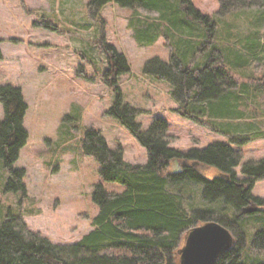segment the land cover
<instances>
[{"label": "rangeland", "instance_id": "1", "mask_svg": "<svg viewBox=\"0 0 264 264\" xmlns=\"http://www.w3.org/2000/svg\"><path fill=\"white\" fill-rule=\"evenodd\" d=\"M191 1L216 26V45H231L249 53L237 38L244 39L245 34L250 36L257 29L250 23L259 13L258 6L245 8L246 12L237 10L239 17L235 19L233 14L219 13L218 0ZM88 2L0 0V85L20 88L27 105L23 126L28 135L13 164L24 169V194L6 190L8 173L0 158V223L9 214L17 215L30 230L62 244L74 243L93 228L91 220L98 211L92 200L95 184L101 183L108 191L123 190L121 184L104 180L99 174L100 164L84 152L82 142L88 129L98 130L109 148L120 147L126 162H147L146 148L107 114L116 97L115 88L123 105L142 111L135 118L142 129L156 118L167 121V139L172 148L185 152L214 141L229 143L242 156L234 167L239 179L246 177L241 171L246 162L264 157L262 93L254 94L250 89L242 93L246 104L238 106L243 112L241 117L201 116L206 125L183 117L175 111L181 105L172 98L170 85L142 74L148 59L169 58L168 36L160 33L150 44L139 43L135 38V30L142 32L145 23L154 20L160 24L161 32L163 26L156 11L142 6L132 10L108 2L92 12ZM234 20L235 25L228 28L227 24ZM102 42L112 45L127 60L129 72L116 77L115 86L104 80L109 63ZM258 42L264 44V21L258 26ZM254 56L247 65L234 67L238 85L264 75V45L257 47ZM3 116L0 103V120ZM231 135L240 140L230 142ZM179 168L180 162L172 161L167 171ZM204 173L212 176L217 170L210 166ZM182 188L185 207L207 209L215 219L226 218L231 222V229H227L233 239L242 238L239 262L264 261V250L251 245L254 231L264 229V203L260 206L255 203L256 210L241 213L222 199L211 202L202 199V185L187 183ZM250 192L264 201V175L254 181ZM205 223L191 224L186 234ZM186 234L180 236L176 245L181 246Z\"/></svg>", "mask_w": 264, "mask_h": 264}, {"label": "trees", "instance_id": "2", "mask_svg": "<svg viewBox=\"0 0 264 264\" xmlns=\"http://www.w3.org/2000/svg\"><path fill=\"white\" fill-rule=\"evenodd\" d=\"M108 2L132 10L142 6L156 11L163 26L161 32L160 24L154 20L145 23L142 32L135 30V38L139 43L150 44L160 33L168 36L169 58L148 59L142 74L170 85L172 98L181 105L175 111L183 117L203 125L207 122L201 116L241 117L243 112L238 106L246 104L243 92L250 89L254 94L264 95V75L238 85L233 74L234 67L247 65L256 58L257 47L264 45L258 42V26L264 21V0H218L219 13L233 14L235 19L239 17L237 10L259 7L258 15L250 23L257 28L249 33L252 37L245 34L244 39L237 38L249 53L231 45H216V26L191 0H89L88 8L97 12ZM234 25L235 20L227 24L230 29ZM102 47L109 63L104 80L115 86L116 77L129 72L127 60L112 45L102 42ZM110 75L114 78L110 79ZM115 91L114 103L107 114L146 148L147 162H126L120 147L109 148L98 130L88 129L82 142L84 152L100 164L99 174L104 180L121 184L123 190L108 191L101 183L94 185L92 200L98 211L91 220L93 228L71 244L54 243L40 232L30 230L19 216L7 215L0 223V264H180L184 239L180 247L176 244L191 224L217 221L229 230L232 226L226 218L215 219L207 209L185 207L182 186L202 185V199L209 202L222 199L237 211L251 200L259 206L264 203L250 192L254 181L264 175V157L246 162L241 169L246 177L239 179L234 172L242 157L239 150L220 141L185 152L172 148L167 139V121L156 118L142 129L135 120L142 111L123 105L118 89ZM0 103L4 115L0 120V158L8 173L5 188L24 194V169L13 164L28 137L23 126L27 105L20 88L10 84L0 85ZM229 140L240 139L231 135ZM172 161L180 162L181 168L167 171ZM210 166L217 170L216 175H205L204 170ZM233 240L234 245L214 264H244L238 261L242 238ZM251 245L264 250V229L254 231Z\"/></svg>", "mask_w": 264, "mask_h": 264}, {"label": "water", "instance_id": "3", "mask_svg": "<svg viewBox=\"0 0 264 264\" xmlns=\"http://www.w3.org/2000/svg\"><path fill=\"white\" fill-rule=\"evenodd\" d=\"M256 209L255 202H251L241 209V213ZM232 242L231 232L218 222L193 227L180 249V264H214Z\"/></svg>", "mask_w": 264, "mask_h": 264}, {"label": "bare ground", "instance_id": "4", "mask_svg": "<svg viewBox=\"0 0 264 264\" xmlns=\"http://www.w3.org/2000/svg\"><path fill=\"white\" fill-rule=\"evenodd\" d=\"M179 169H180V168H179ZM186 236H187V234L184 236V243H183V244H185ZM183 246H184V245H183ZM183 246H182V247H183ZM182 247H181V248H182Z\"/></svg>", "mask_w": 264, "mask_h": 264}]
</instances>
